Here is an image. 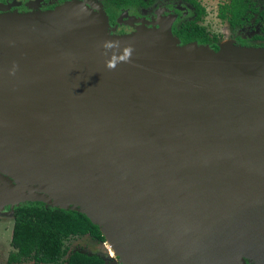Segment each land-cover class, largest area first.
Returning <instances> with one entry per match:
<instances>
[{"label":"water","instance_id":"1","mask_svg":"<svg viewBox=\"0 0 264 264\" xmlns=\"http://www.w3.org/2000/svg\"><path fill=\"white\" fill-rule=\"evenodd\" d=\"M156 25L105 37L104 11L76 1L0 14V98L29 102L0 101V208L75 211L102 235L84 205L128 264H264L248 205L264 197V50L179 45ZM173 205L204 211L152 213Z\"/></svg>","mask_w":264,"mask_h":264},{"label":"rangeland","instance_id":"2","mask_svg":"<svg viewBox=\"0 0 264 264\" xmlns=\"http://www.w3.org/2000/svg\"><path fill=\"white\" fill-rule=\"evenodd\" d=\"M59 0H35V6L30 8V10H26L23 12L17 11L16 8L9 10L8 7L0 11V14H26V13H37L43 12L44 9L51 3H56ZM76 1L80 5L85 6L88 10L93 13H98L100 10H103V7H108L112 14L117 15V22L114 27H109L105 30V37H114L117 33H120L118 36H129L137 29H151L154 26H157L156 23L159 20H155L153 17L164 14V13H172L170 22L174 19L173 25H177L180 22L189 21L193 18L194 12L192 8L187 5L183 1H171V0H157L155 1L149 8L146 10H136V9H126L121 8L119 10L113 9L111 6L105 4L104 0H70ZM205 1V2H204ZM203 5L205 9V14L201 17L200 22L204 24V28L209 35H216L218 37L219 42L222 40H227V44L232 47H237L234 43L235 39H239L242 41H246L249 39L251 35L258 34L259 27L258 23L253 22L255 15L253 18L248 21L241 29L229 30L224 21L216 20L214 17V12L218 5L224 3V0H204ZM253 3L257 6V9L264 13V0H252ZM14 3V2H13ZM16 5V4H15ZM47 11V10H46ZM132 28V32L131 29ZM222 46L221 44L219 47ZM209 49L207 46H205ZM2 102L8 103H25L29 104V102L22 98H14V97H3L0 98ZM71 110V109H70ZM248 205L251 206L254 210L259 213H262L264 216V197L261 198H253V201ZM0 201V205H1ZM16 207L15 204L10 207V204H2V208H0V264H7L6 260L10 253L14 252V250L10 247V235L12 229V217L10 209H14ZM202 206L198 205L195 207L188 208L187 206L173 205L169 209H157L154 210L153 214L163 215L165 216L167 212H172V218L179 219L189 214H193L195 212H201ZM204 211V210H203ZM251 223L262 225L264 224V217H253L251 219ZM63 246L66 249V255L63 258L62 262L59 264H63V261L67 258V256L72 252H79L86 255H96L102 258L104 264H119V259L116 255L111 253V249L109 248L108 243L105 241L100 243L95 241L88 236L81 237H71L63 242ZM245 264L248 262L245 260ZM16 264H31L29 259L21 260Z\"/></svg>","mask_w":264,"mask_h":264},{"label":"trees","instance_id":"3","mask_svg":"<svg viewBox=\"0 0 264 264\" xmlns=\"http://www.w3.org/2000/svg\"><path fill=\"white\" fill-rule=\"evenodd\" d=\"M150 1L105 0L106 4L115 10L125 7H144ZM228 11L230 13L229 25L231 27L241 25L242 22L239 19L245 12L244 2L230 0ZM224 12L225 8L219 13L221 18L224 17ZM108 15L111 21L113 17L110 13ZM172 34L180 41L179 45H185L193 39L200 44L207 41L203 29L194 24L180 26L172 30ZM211 50L216 52L218 48L214 47ZM11 217L12 229L9 245L14 252L8 255L7 264H16L24 259H29L31 264H59L66 255L63 242L71 237L88 236L100 243L105 242L97 226L75 211L60 210L39 202H26L15 207ZM63 264H104V262L96 255L72 252Z\"/></svg>","mask_w":264,"mask_h":264},{"label":"flooded vegetation","instance_id":"4","mask_svg":"<svg viewBox=\"0 0 264 264\" xmlns=\"http://www.w3.org/2000/svg\"><path fill=\"white\" fill-rule=\"evenodd\" d=\"M67 1H70V0H59L56 3H51L44 9V11L51 10V9H53V8L59 6V5H62L63 3L67 2ZM155 1H157V0H151L144 7H125V8L126 9H136V10H140V11L141 10H146ZM171 1H175V2L183 1L187 5H189L192 8L193 12H194L193 18L191 20L180 22L177 25H173L174 19L171 22L169 21L171 19V16H173L174 12H172V13H164V14H160V15H157V16L153 17L156 21L161 19V20H164L166 23H168L169 26H170L171 35L174 38H176V37L172 34V30H174V29H176V28H178L180 26H187L189 24H194V25H196V26H198V27L203 29V31H204V33L206 35V40L207 41L205 43L200 44L199 42H197L196 39H193L189 43H195L198 46H207L210 50L212 48H214V47L215 48H219L220 44L221 45L227 44V40H222L221 42H219L218 37L216 35H209L207 33V31L205 30V28H204L205 25L201 24L200 19L206 12L205 9H204V5H203V1L204 0H171ZM242 1L244 2V5H245V12H244L243 16L239 19V21L242 22L241 25H236V26H233V27H231L229 25L228 21H229V18H230V13L228 11V6L230 4V0H224V3L218 5V7L216 9V12H214V17L216 18V20L224 21L225 24L227 25V28L229 30H235V29H241L255 15V18L253 19V22H256L258 24L260 23L258 25L259 33L255 34V35H251L249 37V39L246 40V41L235 39L234 43H236L235 45L237 47L256 48V49L264 50V34H263V30H264V13L262 11H260L259 9H257V6L253 3L252 0H242ZM104 2H105V0H104ZM105 4H106V2H105ZM34 6H35V0H0V11L3 10V9H6V7H8L9 10H12L13 8H16L17 11L23 12L26 9L30 10V8H32ZM224 8H225L224 17L221 18L219 16V13H220L221 10H224ZM27 10H26V12H27ZM103 11L105 12V15L108 17V21H107L108 22V26L109 27H114V25L116 24V22L118 20L117 15L112 14L110 9L108 7H106V6L103 7ZM108 13H110L112 15V17H113V19L111 21L109 20ZM130 29H131V32H132V28H130ZM116 35H120V33H117ZM179 43H180V41H179ZM189 43H187V44H189ZM119 264H120V260H119Z\"/></svg>","mask_w":264,"mask_h":264},{"label":"bare ground","instance_id":"5","mask_svg":"<svg viewBox=\"0 0 264 264\" xmlns=\"http://www.w3.org/2000/svg\"><path fill=\"white\" fill-rule=\"evenodd\" d=\"M0 174L5 175L3 171L0 170ZM15 188H22V186L18 183L15 184ZM34 189L37 191V193L46 195L52 202L53 206H58L61 208H65L66 206L64 203L59 199L57 195H55L48 187L36 184L34 186ZM73 210H77L81 213H84L89 219H91L94 223H97L99 226V229L105 239V241L108 243L109 248L112 250L111 255L114 254L118 257L120 260V264H128V260L126 258V255L120 246V244L117 242L114 235L111 233V231L107 228V226L103 223L102 220L98 219L88 208H86L84 205H74L71 207ZM253 264H260L259 260L253 259Z\"/></svg>","mask_w":264,"mask_h":264}]
</instances>
